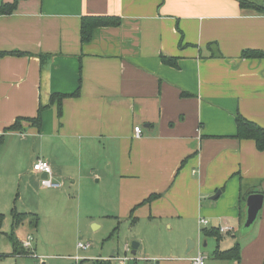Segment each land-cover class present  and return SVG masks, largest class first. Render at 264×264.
<instances>
[{"label": "crops", "instance_id": "obj_1", "mask_svg": "<svg viewBox=\"0 0 264 264\" xmlns=\"http://www.w3.org/2000/svg\"><path fill=\"white\" fill-rule=\"evenodd\" d=\"M14 1L0 0V8ZM240 1L20 0L0 15V207L12 206L1 233L13 254L12 211L39 217L17 210V182L42 186L33 165L44 160L101 217L206 219L210 228L233 229L219 250L239 244L234 264H264V203L253 228H243L249 196H264V152L235 138L238 114L264 128V58H241L264 53V13ZM244 1L264 8V0ZM84 17H117L121 25L82 44ZM77 91L61 115L49 104L54 94ZM40 106H48L40 130L24 121L20 132L5 133L19 118H36ZM153 195L160 197L143 204ZM39 226L40 217L36 227L25 220L15 239L35 241ZM188 242L189 255L196 244Z\"/></svg>", "mask_w": 264, "mask_h": 264}, {"label": "rangeland", "instance_id": "obj_2", "mask_svg": "<svg viewBox=\"0 0 264 264\" xmlns=\"http://www.w3.org/2000/svg\"><path fill=\"white\" fill-rule=\"evenodd\" d=\"M53 182L61 185L63 180L53 178ZM32 184L34 186L28 187L24 183L19 189L17 182L14 200L17 210L33 212L40 217V226L32 242L33 254L16 256L12 244H7L8 239L1 233L0 264H76L77 257L82 264L110 260L107 258L127 259L126 264H186L189 260L191 263L199 253L207 255L209 263L234 264L229 260L213 259L214 240L212 237L206 238L202 232L206 227H213V224L203 228L199 224L200 219L173 222L149 220L146 218L148 215L135 223L105 218L100 216L98 205L91 198L84 197L80 203L78 196L68 189L69 184L60 188H43L41 184ZM11 208L9 206L0 211L5 215L2 230L6 223H12ZM189 240L196 244V248L188 255ZM205 241L208 242L207 247L203 245ZM133 243L139 244L135 255L131 249ZM79 244L90 247L78 250Z\"/></svg>", "mask_w": 264, "mask_h": 264}, {"label": "trees", "instance_id": "obj_3", "mask_svg": "<svg viewBox=\"0 0 264 264\" xmlns=\"http://www.w3.org/2000/svg\"><path fill=\"white\" fill-rule=\"evenodd\" d=\"M20 0H16L13 3L3 4L0 8V15H11L18 6V2ZM240 6L243 9H250L254 11H258L260 13H264V8L256 6L252 3H248L244 0L240 1ZM121 25V20L117 17H84L81 20V27H80V37L81 43L86 44L89 43L92 38L93 34L96 30L100 28H107V27H118ZM212 46V45H210ZM2 55V54H1ZM243 59H261L264 58V53L258 51H244L241 55ZM163 64L167 66H171L177 68V60L172 58H165L162 57ZM79 95V91L71 96L62 95V94H54L50 98V105H57L58 114H62V103L66 98L69 97H77ZM48 106H40L37 117L33 119H23L19 118L16 122L5 129V133L8 132H20L22 130V122L28 121L31 122L37 129L40 130L41 122H42V113ZM236 126H237V134L235 136L236 139L240 141L250 140L255 142L258 151L264 152V128L259 127L258 125L250 122L249 120L245 119L241 115L236 116ZM0 139V144L2 142ZM160 195H153L151 196L146 202H151L154 199L159 198ZM138 208V207H136ZM136 208L132 211V215L134 214ZM3 215H0V234H1V224L3 221ZM12 218H13V234L11 236V240L14 242L15 248V255H30V252L25 250L22 245L15 239L14 230L23 224V222L27 219H32V224L34 227L37 226L39 223V217L34 214H19L15 210L12 211ZM204 236L206 238L213 237L216 239L218 243L217 250L214 252V257L217 260H229V261H237L241 260V248L239 244H236L232 249L222 252L219 250V244L223 240L224 236L220 233L219 227L218 228H205L202 230ZM91 264H117L112 259L110 260H97L92 262Z\"/></svg>", "mask_w": 264, "mask_h": 264}, {"label": "built area", "instance_id": "obj_4", "mask_svg": "<svg viewBox=\"0 0 264 264\" xmlns=\"http://www.w3.org/2000/svg\"><path fill=\"white\" fill-rule=\"evenodd\" d=\"M141 136V128L140 127H136L135 128V137L136 138H140ZM33 170L34 172L38 173V174H46L48 176L47 179L42 180V186L44 188H60L61 185L60 184H55L53 182V173H52V168L51 165L48 161H44V160H39L37 161L34 165H33ZM199 224L201 227L205 228L206 226H208L210 223L209 221H207L206 219H200L199 220ZM207 228V227H206ZM220 233L221 234H226V233H232L233 229L230 227H219ZM34 241L33 236H28L27 239H25L22 242V247L27 250V251H31L32 248V242ZM90 246L89 245H84V244H79L78 245V250H87ZM209 257L207 255H205L204 253H199V255L193 260L191 261V264H207ZM115 263L117 264H126V262L128 261L127 259L121 260V259H112ZM76 264H80L81 259L79 257H77L75 259Z\"/></svg>", "mask_w": 264, "mask_h": 264}, {"label": "water", "instance_id": "obj_5", "mask_svg": "<svg viewBox=\"0 0 264 264\" xmlns=\"http://www.w3.org/2000/svg\"><path fill=\"white\" fill-rule=\"evenodd\" d=\"M44 179H47L48 176L46 174H43ZM221 193L218 192V194L213 198L217 199ZM263 203H264V196L261 194H253L249 196L247 200V218L244 224V230L245 231H250L253 226L255 225L261 210L263 208ZM139 248L138 243H133L131 246L132 249V254L135 255L137 249Z\"/></svg>", "mask_w": 264, "mask_h": 264}]
</instances>
